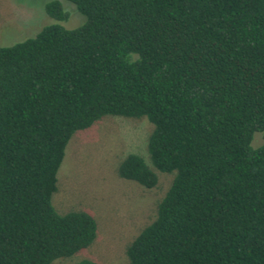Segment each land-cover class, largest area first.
<instances>
[{
  "label": "trees",
  "instance_id": "trees-1",
  "mask_svg": "<svg viewBox=\"0 0 264 264\" xmlns=\"http://www.w3.org/2000/svg\"><path fill=\"white\" fill-rule=\"evenodd\" d=\"M68 1L77 26L0 45V264L93 241V215L51 196L70 137L107 114L153 125L149 163L130 152L120 177L173 174L128 264H264V0ZM45 11L68 17L60 0Z\"/></svg>",
  "mask_w": 264,
  "mask_h": 264
},
{
  "label": "rangeland",
  "instance_id": "rangeland-1",
  "mask_svg": "<svg viewBox=\"0 0 264 264\" xmlns=\"http://www.w3.org/2000/svg\"><path fill=\"white\" fill-rule=\"evenodd\" d=\"M49 1L0 0V45L33 37L49 23L59 22L71 28L84 19L68 0H60L67 19H54L45 11ZM152 128L145 117L107 114L73 133L63 150L51 201L60 213L89 211L96 221V235L87 247L49 264H75L82 258L98 264H128L127 245L155 217L157 203L173 176L156 170V185L146 188L118 174L120 161L130 152L149 163L147 138ZM262 141L263 133H255L253 144Z\"/></svg>",
  "mask_w": 264,
  "mask_h": 264
}]
</instances>
